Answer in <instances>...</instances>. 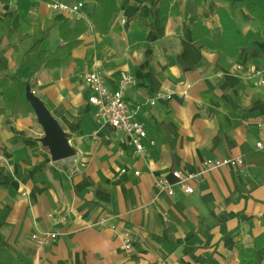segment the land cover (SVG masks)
I'll return each instance as SVG.
<instances>
[{
	"label": "crops",
	"instance_id": "obj_1",
	"mask_svg": "<svg viewBox=\"0 0 264 264\" xmlns=\"http://www.w3.org/2000/svg\"><path fill=\"white\" fill-rule=\"evenodd\" d=\"M240 1L232 17L244 43L228 55L202 42L229 27L222 0H175L164 16L162 0H122L107 35L89 19L97 0H0V68L32 81L76 152L53 161L36 116L12 115L0 92L1 264L8 252L12 264L240 263V251L264 235V151L256 147L264 143V0ZM53 2L83 3L82 16L54 11ZM84 27L59 67H40L64 51L63 34ZM94 70L110 90L123 74L134 78L125 95L145 106L135 120L147 132V156L98 122L84 79ZM225 158L244 165L192 181L193 194L171 175ZM44 233L59 235L40 246L32 237ZM256 259L264 262V249Z\"/></svg>",
	"mask_w": 264,
	"mask_h": 264
},
{
	"label": "built area",
	"instance_id": "obj_2",
	"mask_svg": "<svg viewBox=\"0 0 264 264\" xmlns=\"http://www.w3.org/2000/svg\"><path fill=\"white\" fill-rule=\"evenodd\" d=\"M19 1V0H14ZM83 3L76 5H66L60 2H53L50 7L54 11L72 13L78 16L81 15ZM241 68V67H238ZM262 71L264 73V63ZM87 85L91 87L94 95L90 97L89 102L96 107V117L99 123L108 125L116 131L124 133L130 144L136 152L142 157L147 156L143 140L147 137V132L144 126L135 120V117L144 109V105L136 104L129 100L125 92L134 85V78L129 74H123L115 90H110L99 71H91L84 77ZM261 84H264V79H261ZM33 93H35L33 91ZM171 96L168 95L167 99ZM150 105L154 106L155 101H150ZM263 127V124H260ZM258 150L264 151V143L259 142L256 145ZM244 165L243 158H225V159H209L202 163L201 169L197 173H189L180 170L172 171V176L175 179V184L179 186L184 193L193 194L194 188L190 185L192 181L202 178L207 173H210L221 168H237ZM140 173L137 172L136 175ZM156 186L160 191L167 192L168 195H174V187L165 178H158ZM58 233H44L34 235L32 238L38 245H47L55 241ZM123 249L127 254L133 252L132 245L129 240H126Z\"/></svg>",
	"mask_w": 264,
	"mask_h": 264
},
{
	"label": "trees",
	"instance_id": "obj_3",
	"mask_svg": "<svg viewBox=\"0 0 264 264\" xmlns=\"http://www.w3.org/2000/svg\"><path fill=\"white\" fill-rule=\"evenodd\" d=\"M175 0H162L160 13L162 16L166 15L170 11L171 4ZM199 1V0H195ZM224 2L229 3L230 6V15L229 27L226 29L224 36L220 38L218 41L202 40L203 44L206 48L212 50H221L225 54L231 55V51L237 47H239L243 41L242 34L240 30L236 27L234 18L232 17L233 11L238 8L244 2L240 0H222ZM122 0H97L96 7L93 13L90 15L89 19L94 28V31L107 35L110 33V23L115 13L119 12L121 9ZM83 22V21H82ZM81 24V20L78 22V25ZM77 27V26H76ZM86 28L78 29V30H70L68 35L63 34V40L66 42V46L55 54L51 56L45 57L42 59L40 63L41 66L49 67V66H57L59 67L62 59L71 53L70 43L78 38L82 33H84ZM37 72V69L34 70L33 74ZM32 74V75H33ZM31 80L23 81L15 76L9 75L0 68V92H2V99L4 101V105L7 109L10 110L11 114L18 117H27L30 114L35 115L34 110L31 104L28 102L26 98V89L32 83ZM264 249V235L256 238L255 246L253 248H244L239 253V264H264V262H259L256 259L257 252ZM11 255H9V254ZM8 261L7 264H12L15 260L14 255L8 252ZM3 259H0L2 263ZM0 263V264H1Z\"/></svg>",
	"mask_w": 264,
	"mask_h": 264
},
{
	"label": "water",
	"instance_id": "obj_4",
	"mask_svg": "<svg viewBox=\"0 0 264 264\" xmlns=\"http://www.w3.org/2000/svg\"><path fill=\"white\" fill-rule=\"evenodd\" d=\"M26 98L34 110L38 123L44 130L41 143L49 150L52 160L58 162L75 157L76 152L69 142L68 134L65 133L44 102L33 93L30 86L26 89Z\"/></svg>",
	"mask_w": 264,
	"mask_h": 264
}]
</instances>
